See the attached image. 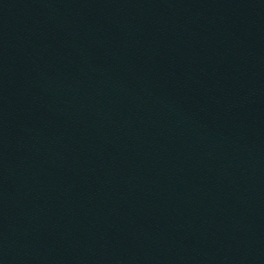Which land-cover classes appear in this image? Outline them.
I'll return each mask as SVG.
<instances>
[{
	"label": "water",
	"instance_id": "1",
	"mask_svg": "<svg viewBox=\"0 0 264 264\" xmlns=\"http://www.w3.org/2000/svg\"><path fill=\"white\" fill-rule=\"evenodd\" d=\"M226 0H0V264H103Z\"/></svg>",
	"mask_w": 264,
	"mask_h": 264
}]
</instances>
